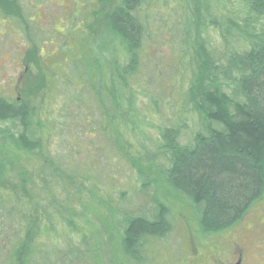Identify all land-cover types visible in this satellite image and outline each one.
Listing matches in <instances>:
<instances>
[{
  "label": "trees",
  "instance_id": "16d2710c",
  "mask_svg": "<svg viewBox=\"0 0 264 264\" xmlns=\"http://www.w3.org/2000/svg\"><path fill=\"white\" fill-rule=\"evenodd\" d=\"M175 1L166 30L169 72L160 74L148 58L154 38L164 33L157 9L147 10V0H114L102 32H111L113 43L97 56L89 48L73 62L70 71L79 83L71 92H57L64 105L57 121L31 125L27 103L0 99V123L19 124L2 135L13 144L0 142V238L13 239L7 259L14 264H41L43 229L56 231V215L63 235L77 236L84 246L79 251L89 254V238L76 220H101L99 213H108L117 218L110 256L147 264L148 249L172 228L168 196L193 205L203 234L235 226L263 198L264 0ZM54 122L79 135L89 127L91 135L99 134L105 153L129 167L137 192L149 197L147 208L116 203L108 169L88 163L81 169L77 154L46 148L43 134ZM24 151L35 155L27 167L32 180L59 209L51 204V212L39 211L37 231L30 230L37 206L26 209L5 187L18 172L15 157ZM22 178L21 184L29 182ZM127 196L122 192L121 201ZM91 201L100 212L89 208Z\"/></svg>",
  "mask_w": 264,
  "mask_h": 264
},
{
  "label": "rangeland",
  "instance_id": "374dc122",
  "mask_svg": "<svg viewBox=\"0 0 264 264\" xmlns=\"http://www.w3.org/2000/svg\"><path fill=\"white\" fill-rule=\"evenodd\" d=\"M113 1L0 0V99L11 103H27L31 125L42 122L44 118L46 125H49L50 119L57 121L58 112L64 107L61 94L58 93L71 92L77 89L79 83L77 75L70 71L73 62L83 58L89 48L97 56L104 53L108 43H113L111 32L102 34ZM175 4V0H147L146 9L156 8L154 17L157 23L164 25L160 29L164 33L154 38L156 46L148 55L160 74L171 69L167 50L170 34L166 30L169 15L174 18L176 14V11L171 10ZM65 80L70 81L72 87L71 84L64 85ZM54 125V128L46 127V133L43 134L46 148H61L59 152L64 156L77 154L81 169L88 167L84 163L101 171L108 169L106 173L110 174L109 181L115 186L112 199L123 209H136L139 206L147 208L149 197L137 192L130 168L122 167L121 163H116L111 155L105 153L106 143L99 134L91 135V127L84 130L90 134L79 135L73 132L74 128H61V122H54ZM18 127V123H0V142L13 144L12 140L4 139L2 135L8 129L16 132ZM31 136L34 138V135ZM92 151H96L95 156L89 159ZM34 157V153L25 151L15 157L18 172L6 179L5 184L9 191L12 190V195L20 197L26 209L28 206H37V211L34 208L31 210L35 214L31 231L38 229L41 218L39 211L43 212L44 208L49 210L51 204L56 211L59 210L51 195L41 191L30 176L28 160ZM19 177H29V182L21 184ZM122 192L128 194L124 201H121ZM132 196L134 198L129 203L128 199ZM168 198L172 228L164 239L155 241L154 246L148 249L145 259L147 264H238L240 252L241 264H264V195L235 226L211 234L201 232L194 207L189 201L172 196ZM90 203L91 210L100 212V206L93 201ZM99 214H102L101 220L91 215L76 220L89 238V254L79 251L84 246L77 236L71 235L69 237L74 239H69L63 235L66 230L59 223V215H56L51 219L57 226L56 231L50 232L44 226L45 244L37 259L41 264H137L124 258L121 262L114 261L113 256H110V252L114 255L111 231L115 229L117 218L108 216V213ZM12 240L11 237L5 241L0 238V264H14L13 259H7V250L15 247Z\"/></svg>",
  "mask_w": 264,
  "mask_h": 264
},
{
  "label": "flooded vegetation",
  "instance_id": "af4514ba",
  "mask_svg": "<svg viewBox=\"0 0 264 264\" xmlns=\"http://www.w3.org/2000/svg\"><path fill=\"white\" fill-rule=\"evenodd\" d=\"M239 255H240V257H239L238 264H241V262H242V256H241L242 254H241V252H240V254H239Z\"/></svg>",
  "mask_w": 264,
  "mask_h": 264
}]
</instances>
